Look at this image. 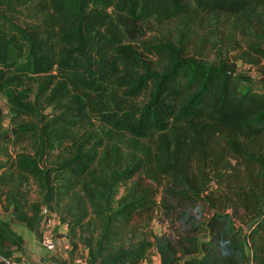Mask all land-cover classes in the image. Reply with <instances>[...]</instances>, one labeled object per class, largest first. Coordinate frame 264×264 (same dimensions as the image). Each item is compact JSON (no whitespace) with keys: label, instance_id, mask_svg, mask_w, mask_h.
Instances as JSON below:
<instances>
[{"label":"trees","instance_id":"1","mask_svg":"<svg viewBox=\"0 0 264 264\" xmlns=\"http://www.w3.org/2000/svg\"><path fill=\"white\" fill-rule=\"evenodd\" d=\"M206 21L213 62L188 52ZM166 25L185 43L144 56ZM236 60L264 81V0H0V207L31 231L54 214L86 264H264V87ZM163 179V208L208 209L173 211L194 236L147 231ZM23 246L0 220V264Z\"/></svg>","mask_w":264,"mask_h":264},{"label":"rangeland","instance_id":"2","mask_svg":"<svg viewBox=\"0 0 264 264\" xmlns=\"http://www.w3.org/2000/svg\"><path fill=\"white\" fill-rule=\"evenodd\" d=\"M206 20V19H205ZM213 23L206 21L204 27H200L198 29V35L195 36L192 43H190V48L188 52L190 54L195 55L197 58L202 59L206 62H213L216 57V50L222 49L223 53L227 51V43L218 41V35H213ZM218 34V32L216 33ZM174 38V42L178 44L185 43V40L180 39L178 35H174L173 31L169 26L162 27H153L149 31L146 32V35L135 45L139 48V51L147 56L148 53L145 51L142 45L144 44H157L160 41H164L166 39ZM178 41V42H177ZM192 46V47H191ZM216 48V50H215ZM215 50V51H214ZM235 67L240 74L245 75L251 82V84L255 87L262 88L264 87V81L261 80V76L250 69L248 64L243 63L241 60L235 61ZM51 110L48 109L45 111V114H50ZM0 121L4 127L9 126V111L6 100L0 95ZM84 128L87 130H97L100 128L98 122L91 118L90 122L85 123ZM83 131V130H81ZM167 180L163 179L161 182V186L158 188V195L156 197V202L158 208L155 210L154 217L150 222V225L147 228V231L150 230L155 235H167L175 240H181L182 238H186L190 235L191 228L189 226H185L179 222L174 221L173 211L181 210L187 214H189L192 218H194L198 223H202L204 219L208 215V209L202 203H194V204H178L175 201H170L169 204L174 206V209L171 211L162 207V189L165 186ZM133 183V180L127 182L126 184H122L119 188L118 195L121 196L125 193L128 187ZM214 189V184L210 185V189ZM143 224L142 222L140 223ZM196 234V233H195ZM198 238L203 239L204 234H196ZM146 264H161L159 256L154 248H152L149 253Z\"/></svg>","mask_w":264,"mask_h":264},{"label":"crops","instance_id":"3","mask_svg":"<svg viewBox=\"0 0 264 264\" xmlns=\"http://www.w3.org/2000/svg\"><path fill=\"white\" fill-rule=\"evenodd\" d=\"M46 215L49 216L54 214L47 213ZM44 217L41 219L37 228L31 231L15 221L12 215V209L5 211L0 207V220L9 223L11 228L21 236L24 241L22 253L16 252L14 257L27 262L42 264H86V250L81 248V246H79L77 251L73 254L70 253L67 239V227L60 222H57L54 228L56 249L52 252L43 249L39 242V234L42 229ZM145 261L143 264H146Z\"/></svg>","mask_w":264,"mask_h":264},{"label":"built area","instance_id":"4","mask_svg":"<svg viewBox=\"0 0 264 264\" xmlns=\"http://www.w3.org/2000/svg\"><path fill=\"white\" fill-rule=\"evenodd\" d=\"M59 222L55 215H45L42 222V229L39 234V242L44 250L52 252L56 249L54 228L56 223ZM5 264H42L35 262H27L25 260L19 259L12 262H5Z\"/></svg>","mask_w":264,"mask_h":264},{"label":"water","instance_id":"5","mask_svg":"<svg viewBox=\"0 0 264 264\" xmlns=\"http://www.w3.org/2000/svg\"><path fill=\"white\" fill-rule=\"evenodd\" d=\"M44 212V211H43Z\"/></svg>","mask_w":264,"mask_h":264}]
</instances>
